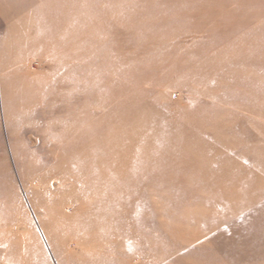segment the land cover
<instances>
[{
  "label": "rangeland",
  "instance_id": "rangeland-1",
  "mask_svg": "<svg viewBox=\"0 0 264 264\" xmlns=\"http://www.w3.org/2000/svg\"><path fill=\"white\" fill-rule=\"evenodd\" d=\"M0 264H264V0H0Z\"/></svg>",
  "mask_w": 264,
  "mask_h": 264
}]
</instances>
